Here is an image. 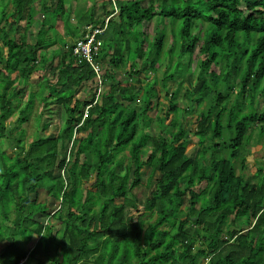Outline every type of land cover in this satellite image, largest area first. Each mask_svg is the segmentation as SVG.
<instances>
[{"label":"trees","instance_id":"obj_1","mask_svg":"<svg viewBox=\"0 0 264 264\" xmlns=\"http://www.w3.org/2000/svg\"><path fill=\"white\" fill-rule=\"evenodd\" d=\"M109 1L114 6L115 0ZM116 1L118 10L103 3L112 18L97 35L102 44L94 60L101 84L93 66L74 53L87 25H104V18H95V5L76 14L66 0H40L43 17L38 18L33 0H11L12 10L0 14V39L7 48L5 56L0 45V240L6 241L0 264H18L27 255V264H78L91 255H96L93 264H264V166L251 180L244 172L254 132L264 134V109L245 111L249 94L251 104L258 96L264 100V0ZM52 11H58L53 21L67 14L59 24L70 40L59 35L63 25L52 21ZM166 19L172 25L181 20L170 47H165ZM153 20L154 29L162 31L151 39L143 24ZM57 43L62 48L54 47ZM197 46L201 88L190 101H205L207 107L198 112V150L190 156L183 127L172 129L174 119L166 125L172 113H179L178 89L170 92L168 84L177 81L182 61L191 71ZM165 59L172 64L161 80L169 109L156 117L159 131L153 135L149 112L160 98V80L148 78ZM31 77L38 79L42 103L61 106L66 117L57 134L39 135L26 149L21 125L39 94L32 90L21 101ZM122 101H138L139 109ZM17 110V124L8 125ZM49 123H42L43 130ZM226 128L228 141L221 138ZM12 141L19 148L13 157L5 149ZM127 148L131 159L125 163L116 152ZM146 165L150 178L156 171L160 176L142 205L143 193L128 205L126 195L142 184ZM41 189L49 195L44 200ZM146 214H156L147 226ZM27 231L38 237L29 252L15 242Z\"/></svg>","mask_w":264,"mask_h":264},{"label":"rangeland","instance_id":"obj_2","mask_svg":"<svg viewBox=\"0 0 264 264\" xmlns=\"http://www.w3.org/2000/svg\"><path fill=\"white\" fill-rule=\"evenodd\" d=\"M33 6L35 8V13H37V17L38 18H42L43 17V12L40 10V5H38V2L40 0H33ZM67 1H68V5H72L73 9H74V13H78V12H85L86 10H90L92 5H95V10H96V19H103L106 16V10L103 6H106V8H109L112 2L109 0H66V5H67ZM149 1V0H148ZM115 2V3H114ZM114 3V8H117L118 10V2L115 0ZM170 2H172L170 0ZM35 3V4H34ZM149 3V2H148ZM5 6V8H4ZM13 8V4L11 2V0H0V14L2 13V11L4 9L7 10V13L10 12ZM57 8V7H56ZM34 10V9H33ZM49 13V12H48ZM46 13V14H48ZM57 14L58 11L54 12L52 11L50 13L51 19L53 21V14ZM67 14H63V15H59L62 17H59L63 22H64V17ZM117 15V14H116ZM111 16V15H110ZM56 18L53 22L56 25H63V22L60 23V19ZM112 18V17H111ZM110 18V19H111ZM52 22V24H53ZM75 22V21H73ZM166 24L168 25L167 29H166V40H165V47H170L173 43H174V33L178 34L179 33V29L181 28V20L176 21L175 24H171V22H169V19H166ZM204 24H201L200 26L203 27ZM33 26H36V23H33ZM156 26V22L153 20L149 23H144L143 24V30L147 33L148 38H153V36L155 35H160V30L162 31V29H154V27ZM65 25H63V28H59L57 29V31L59 32V35H61V37H63L64 39H66L67 41L70 40V36H68L66 34V31L64 29ZM165 28V27H164ZM21 31L25 32L24 28L20 29ZM200 30V28L195 29V32H198ZM22 33L17 32L15 33L16 36H18L20 38ZM178 36V35H177ZM180 39V38H179ZM60 40V39H59ZM61 41V40H60ZM177 41V42H176ZM176 44L177 47L180 46L182 40H176ZM61 45L63 44V41L59 42ZM59 43L55 44L54 47H59L62 48ZM0 45L2 46V41L0 39ZM52 48L48 49V52L51 51ZM2 53L6 56L7 55V48L3 45L1 48ZM51 55V54H50ZM199 56V46H197V48L195 49L194 53H193V58H195V62L194 64L191 66V71L187 72V70L185 69L184 65H187V61H182V66H179L176 69V80L177 81H181V83H179V85L177 84V81L172 80L170 81L171 83L168 84V89L170 90V92H174L178 89V94H177V105H178V110L179 113L175 114L172 113L170 115V119H168L166 121V125L170 126L172 125V121L171 119H174L177 122V125L172 128L174 130H178V128L183 127L184 131H185V135L183 137V141H186V152L190 155V156H194V154H196V151L198 150V144H199V138L198 135L196 134L195 130L197 129V117H198V112H200L203 109H206L207 107V103L204 101L200 104L195 105L194 103H191V99L197 96L198 91L201 88L200 83L197 80L198 74H199V67L196 66V61L198 60ZM175 59V58H174ZM59 61V56H57L54 59V63H57ZM3 66V63L0 62V68ZM172 69V64H170L168 59L164 60V63L161 65V67L159 68L157 74L151 73L149 75L148 80H152L154 77H158L160 82L158 85V88L160 89V98L157 100L158 102L154 105L153 109L149 112V115L153 118L152 124L150 126V130L151 133L153 135H155L157 133V131H159V127H158V123L156 122V117L157 116H163L165 115V112L169 109V97L166 96V92L165 89L163 88V84L161 82V80L163 79V73L166 72L167 69ZM215 68L219 71L221 70V66H215ZM190 70V68H189ZM195 70V71H192ZM48 75H52L51 72H48ZM15 76V74L13 75ZM34 77V75L32 76ZM30 78L29 82L30 84H28L26 86L25 92L26 95L24 97H22L21 101L23 102L24 100H27L29 98V94L32 90L37 91L39 94L35 96V103L33 106V109L30 112V116L29 119L26 123H23L21 125V127L24 128L25 130V134H24V146L27 147L29 146V143L31 140H33L34 138H36L39 135H44V136H54L55 134H57L59 126L61 125V123L64 121L65 117H66V113L64 111V108H62L61 106H58L57 104H52L47 106L46 104L44 105V103H42L41 101V95H40V87H38V79L37 78ZM145 81H147V79H144L142 83H145ZM16 86L18 87L20 86H25L24 82L21 84H17V82L15 83ZM139 89V88H138ZM0 91H1V87H0ZM236 92L238 91V88H236L235 90ZM261 88L258 90V93H260ZM236 92L233 93L231 95V101L228 102V108H230L232 106V103L234 102L233 100L235 99L236 96ZM47 94L46 90L44 91L43 94ZM81 94H83L82 92V88L79 89V91L77 92L78 96H81ZM264 99V98H263ZM249 100H252L251 95L249 94L247 96V108H246V113L252 112V111H262L264 109V100L260 101L259 100V96L257 97L256 101L251 104ZM260 101V102H259ZM125 105L130 104V105H134L137 109H139V105L140 103H138V101L136 102H126V101H122ZM43 111V112H41ZM19 110H17L13 115H11L8 119H7V124L8 125H12V124H17L16 120L19 116ZM41 114V120L37 123L36 121V117L39 116ZM226 117V115L224 116V118ZM50 122L49 126L47 129L43 130V124L44 122ZM227 119L224 120V122H226ZM181 126V127H180ZM259 126V125H258ZM261 126L258 127V132L260 131ZM226 131H224L223 135H222V139L225 141H228L231 137V130L229 128L225 129ZM255 134L253 135V138L251 140V143L247 146V167L244 170V172L246 173L247 177L249 180L254 179V173L256 172L257 168L259 166H264V134L259 135V133H257V130L254 132ZM256 139H260L261 143L256 144L254 142V140ZM2 141H4V139H2ZM150 147V146H149ZM148 147V148H149ZM144 148L143 149V153H147V149ZM7 153L13 157L15 156V154L19 151V148L16 146L15 142L12 141L9 144L6 145L5 147ZM116 156L117 159L119 158H124L125 163H128V160H130V156H129V148L124 149L122 151H118L116 152ZM113 163H115V161L113 160ZM126 165V164H125ZM240 163L239 161L237 162V167L239 166ZM119 171L124 170V167H122L121 169H118ZM134 171V167L132 166V171L131 173H133ZM240 172V169H238V173ZM151 175V167L149 165H146L144 167H142L141 169V177H142V184H140L139 186H135L133 188V192L128 191V195L127 198H129L128 205L130 204H134L136 203L137 199V195H140L141 193H143L141 195V205L143 204V202L145 201V196H150V192L154 189L155 186V182L156 179L160 176V172L156 171L152 177L150 178ZM130 177L133 178V174L130 175ZM130 178V179H132ZM90 179L92 180L91 182H89L86 186H84L85 188V192L87 187H91V184L93 182L94 175H92L90 177ZM150 182V184H149ZM128 186V184H127ZM185 185H183L184 187ZM112 192V191H111ZM85 194V193H84ZM209 195V194H208ZM207 195V196H208ZM49 195L47 194L46 189H41L40 190V195H39V199L40 200H44L48 197ZM136 199V201H135ZM130 201V202H129ZM98 202H100V200L98 199ZM125 202V200H117V204H121ZM201 201H199L200 203ZM59 204V203H58ZM53 206V205H52ZM57 206V205H56ZM100 206V205H99ZM96 208V207H95ZM140 211H134L133 213H139ZM13 214V213H12ZM144 219H146L145 222V226H147L149 221H154L156 218V214H154L153 216H150L149 214H146L145 216H143ZM46 221V219H45ZM55 223H58V221H54ZM22 235V234H21ZM23 238H20V236L18 235V238L16 239L17 241L16 244L17 246H19L21 249L29 252V248L32 245H35V243L38 240V237L35 234L30 233V231H27L25 234L22 235ZM6 245V241L5 240H0V253L3 251V249L5 248ZM198 245V244H197ZM47 243H45V248H47ZM39 254H37L38 256ZM96 255H91L89 259H83L80 263L78 264H93L94 258Z\"/></svg>","mask_w":264,"mask_h":264},{"label":"built area","instance_id":"obj_3","mask_svg":"<svg viewBox=\"0 0 264 264\" xmlns=\"http://www.w3.org/2000/svg\"><path fill=\"white\" fill-rule=\"evenodd\" d=\"M110 18V15L105 18L103 26L94 27L93 25H87L86 28L88 29V32L85 34V39L78 40L74 47V53L79 55L81 58L86 59V61H88L93 66L94 70L96 71V81L98 84H101V68L100 65L95 62L94 57L96 56V54L99 53V48L102 44V39L97 38V35L105 32L108 27ZM99 93L100 89L98 90V94ZM85 112H87V110H85ZM75 135L76 133H74L73 139L75 138ZM73 139L70 142L69 150L71 149ZM27 262L28 255L22 258L18 264H27Z\"/></svg>","mask_w":264,"mask_h":264},{"label":"clouds","instance_id":"obj_4","mask_svg":"<svg viewBox=\"0 0 264 264\" xmlns=\"http://www.w3.org/2000/svg\"><path fill=\"white\" fill-rule=\"evenodd\" d=\"M107 16H108V15H107ZM107 16H106V17H107ZM106 17H105V18H106ZM105 18H104V20H105ZM74 133H76V131H74ZM73 136H74V135H73ZM75 136H76V135H75ZM79 263H80V262H79Z\"/></svg>","mask_w":264,"mask_h":264}]
</instances>
